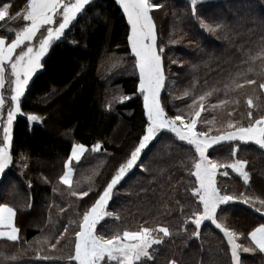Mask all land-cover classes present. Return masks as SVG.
Segmentation results:
<instances>
[{
	"label": "trees",
	"instance_id": "trees-1",
	"mask_svg": "<svg viewBox=\"0 0 264 264\" xmlns=\"http://www.w3.org/2000/svg\"><path fill=\"white\" fill-rule=\"evenodd\" d=\"M3 2L12 5L10 12L15 15L23 10L27 0ZM153 2L163 5L151 15L156 26L157 47L164 48V73L171 78L172 85L176 83L179 87L175 102L167 90L161 92L168 116L191 117L193 100L213 89L217 91L208 98L207 110L201 114L203 119L218 115L222 109L230 111L236 119L239 113L247 117L248 96L254 100L260 96L257 101L260 109H253V113L255 117L263 115L264 90L259 89V83H264V77L248 72L246 61L249 55L264 47V0H203L196 5L195 14L192 4L185 0ZM173 10L177 16L174 26ZM234 16L242 21L234 20ZM201 21L216 30L202 27ZM24 23L22 18L16 22L0 21V36L10 43L15 30ZM129 33L127 17L116 0H91L63 39L50 48L42 60L43 68L30 81L22 97V113L46 119L30 125L26 115H18L13 123L10 146L13 163L0 174V205L7 204L16 211L14 222L19 229V240L0 239V264H68L66 257L74 252V232L79 230L83 212L138 145L147 117L138 91L139 78L135 68L128 65L133 59L127 39ZM121 62H125L122 66L126 72L119 70ZM255 63L259 65L260 61ZM238 73L255 79L257 84L234 92L229 90L226 94L225 85L233 79L243 83V76ZM183 82L184 86L180 87ZM111 87L118 88L120 96L128 99L110 104ZM2 91L6 98L3 115H6L11 104L10 82ZM186 91L188 96L184 95ZM237 99L239 103H233ZM221 100L229 103L215 109L208 107ZM176 104L177 112L174 111ZM98 141L102 144L100 152L86 153L80 163L71 162L73 187L82 191L94 189L78 200L69 195L68 186L59 183V177L73 144L82 143L90 150ZM234 149H238L235 156ZM209 158L223 165L235 159L247 161L245 169L250 176L247 185L231 169L227 168V177L220 174L225 171L218 172L217 186L221 194L239 197L243 193L264 200V149L253 142L236 141L234 146L223 143L215 146ZM195 159L197 154L192 146L165 131L146 148L136 168L115 188L107 211L119 219L105 218L97 234L111 236L117 231L138 230L140 226L167 227L171 236L159 234L163 242L153 246V259L146 264H171L172 261L175 264H232L222 231L206 221L199 236H193L195 225L191 220L184 224L193 212L202 209H198V197L192 195L197 187L191 174ZM89 165L94 170L93 179L85 183L82 170ZM95 172L99 175L94 176ZM259 207L258 200L255 204H245L237 199L221 206L217 213V220L236 233L242 264H264V253L258 249L242 251L243 247L255 248L249 233L256 226L264 225V209L257 212ZM70 220L76 223L69 226V232L54 250L48 244L37 243L45 236L50 237V243H56V237L64 232Z\"/></svg>",
	"mask_w": 264,
	"mask_h": 264
},
{
	"label": "snow or ice",
	"instance_id": "snow-or-ice-1",
	"mask_svg": "<svg viewBox=\"0 0 264 264\" xmlns=\"http://www.w3.org/2000/svg\"><path fill=\"white\" fill-rule=\"evenodd\" d=\"M121 6L127 23L130 25V33L127 37L131 47V52L135 56V67L139 71L138 91L143 96L144 110L147 117V124L144 134L141 136L138 145L131 151L130 156L119 164L115 173L111 176L103 191L95 199L94 203L87 208L79 220L78 231L74 232V252H70L66 257L68 264H146L147 260L153 259L152 250L154 245H160L163 242L159 234L163 237L171 236L167 227H146L140 226L138 230H124L122 233L117 231L111 236L97 234L98 226L108 217H119L112 212L107 211L109 201L114 194L115 188L126 178L130 171L138 165L142 152L155 142L165 132H170L181 141L194 147L198 159L193 162L194 171L191 173L196 178L198 187L192 190V195L198 197V209L202 211L193 212L192 217L185 219L187 225L189 220L195 225L193 236H199L204 222L210 221L216 229L223 232L228 244L231 246V257L234 264H242L238 250L241 246L236 243V233L225 227L217 221L218 210L221 206H227L237 199L245 204H255L258 200L260 207L257 212L264 209V200L252 198L241 193L239 197L227 194H221V189L217 186V175L220 168L231 169L234 173L243 178L247 185L250 182V176L245 171L247 161L235 159L232 163L222 165L217 161L208 158L215 146L226 142L241 141L255 142L261 149H264V115L254 116L253 109H260V96L254 100L252 96L246 99L247 104V126L229 120L226 129L218 130L220 134L209 135L212 128L209 127L208 133L196 131L198 118L202 112L206 111V102L216 89L205 92L192 102L194 112L189 120H185L181 115L169 117L165 111V106L161 101V90L166 87V76L163 69L162 54L163 47H157L156 26L151 13L154 9H160L163 5L154 3L153 0H116ZM200 0H191L193 14H195L196 5ZM0 21L16 22L22 18L25 22L23 27L15 30V36L11 42H7L4 36H0V127L3 128V140L0 141V173H3L13 163V157L10 153V146L13 142L12 131L13 123L18 115H26V119L31 125L34 122H42L44 117L35 114L22 113V97L26 94L30 81L38 70L43 68L42 60L46 57L50 48L56 42H60L70 28L90 6L91 0H27V3L21 12L12 15L10 8L12 5L0 0ZM202 27L209 31H215L216 28H210L203 24ZM217 28L221 25H217ZM12 32L13 29H8ZM260 61L259 65L255 62ZM248 72H255L264 77V47H261L255 55H249ZM243 76V83L236 82L235 79L230 84L225 85L226 94L230 91H236L246 86H255L257 81ZM11 85V104L7 110L6 120L3 118V109L6 105V98L3 95L5 84ZM259 89L264 90V83H259ZM255 90V89H254ZM185 96L189 93L186 91ZM264 95V91H262ZM126 100L128 97H121ZM229 101L221 100L218 104L208 105L213 109L228 104ZM238 104L239 100L233 101ZM198 107H195L196 105ZM232 114L229 113V116ZM208 124L213 121L206 122ZM102 150L101 142H96L90 151L98 153ZM89 149L82 143L73 144L68 162L64 164V172L59 177V183L68 186L69 195L78 200L89 195L94 191L89 188L88 191L77 190L73 187L74 169L72 161L80 163ZM238 149H234L232 155L235 156ZM227 177L225 171L220 173ZM94 176L99 173L95 172ZM89 181L93 178L89 177ZM56 191V189H54ZM178 203V202H177ZM64 212V209H60ZM16 211L7 204L0 205V238H6L7 241L17 242L19 240V229L15 226L14 218ZM76 223L69 221V225L64 226V232L56 237V243H50V237L38 239L39 244H48L50 249L54 250L61 238L69 232V226ZM252 247H243L245 253L254 252L257 249L264 253V225L255 228L249 233ZM39 255V253H38ZM49 259V257H43ZM6 259H9L6 257ZM15 260V257L11 258ZM171 264H175L172 261Z\"/></svg>",
	"mask_w": 264,
	"mask_h": 264
},
{
	"label": "rangeland",
	"instance_id": "rangeland-1",
	"mask_svg": "<svg viewBox=\"0 0 264 264\" xmlns=\"http://www.w3.org/2000/svg\"><path fill=\"white\" fill-rule=\"evenodd\" d=\"M185 1H187V2H189V3H191V0H185ZM200 1H203V0H200ZM246 13V11H243V14H245ZM176 11L175 10H173V12H172V18H171V23L173 24V26L175 25L174 23H175V20H176ZM234 20H239V22L240 21H242V20H240V18L239 17H236V16H234V18H233ZM255 22V21H254ZM130 31H131V29H130ZM129 48H130V50H131V47H130V45H129ZM133 55V54H132ZM125 62H121L119 65H118V67H119V70L120 71H122V72H126L127 71V69L124 67V66H122L123 64H124ZM129 65V67L130 68H135V70H136V75L138 76V78H139V71H138V69L135 67V56L133 55V59H132V61L128 64ZM166 76V75H165ZM172 80H171V78L170 77H166V87L165 88H163L162 90H161V92L163 91V90H167L169 93H170V97H171V100H172V102H175L174 101V95H176L177 97H179L178 95H179V93H178V90H179V87L176 85V83H173V85H172V82H171ZM179 84V83H178ZM179 86L180 87H183L184 86V82L182 83V85L181 84H179ZM171 91L173 92V94L171 93ZM139 94H140V92H139ZM141 95V94H140ZM122 96H120V91H119V89L118 88H116V87H111V101H110V104L111 103H113V102H119V101H122L120 98H121ZM141 97L143 98V96L141 95ZM144 101V100H143ZM110 104H109V106H110ZM108 106V107H109ZM174 111L175 112H177L178 111V109H179V106L176 104V106H174ZM229 113H231L230 111H228V110H226V109H222V110H220V112H219V114L218 115H214V116H212V117H210V118H208V119H203V117H200V118H198V123H197V126H196V131H198V132H205V133H208V131H209V127H211L212 128V132L211 133H209V135H218V134H220V132L218 131V130H224V129H226V125H227V122L231 119V120H233V121H236V122H238V123H240L242 126H247V123H248V117H244L245 115L244 114H242V113H239L238 114V118L236 119V116H233V115H231V116H229ZM6 115H3L4 116V119H6L7 118V112L5 113ZM232 114V113H231ZM178 115V114H177ZM264 115V114H263ZM173 116H176V115H173ZM173 116H169V117H173ZM183 117V116H182ZM184 118V117H183ZM186 121L187 120H189L190 119V117H186V118H184ZM214 120V123H212V124H208V123H206V122H208V121H213ZM240 120H243V122H241ZM236 141H232V142H226V143H230V144H232L233 146H234V143H235ZM237 142H239V141H237ZM249 142H252V141H249ZM253 143H255V142H253ZM87 148V147H86ZM193 149H194V147H192ZM146 150V149H145ZM144 150V151H145ZM195 150V149H194ZM90 151V150H89ZM144 151L142 152V154L144 153ZM87 153V155L89 154V155H91V151L90 152H86ZM166 158L168 159L169 157L168 156H166ZM208 158H209V156H208ZM197 159H198V155H197ZM210 159V158H209ZM68 160V159H67ZM66 160V161H67ZM76 162V161H75ZM233 162V161H232ZM232 162H230V163H232ZM66 163V162H65ZM139 163V162H138ZM227 164H229V163H227ZM223 165V164H222ZM225 165V164H224ZM72 166H73V164H72ZM136 167H134L133 169H135ZM133 169L130 171V172H132L133 171ZM227 170V168H220L219 170H218V172H220V171H226ZM194 171V168H193V170H192V172ZM245 171H247L246 169H245ZM92 172H94V170H92V165H89V166H87L84 170H82V175H83V179L84 180H86L85 181V183L86 182H88L89 181V177H92L91 175H92ZM221 173H223V172H221ZM1 174V173H0ZM235 174H237V173H235ZM218 175H219V173H218ZM217 175V176H218ZM238 176H239V174H237ZM194 176V175H193ZM263 176H264V174H263ZM240 177V176H239ZM242 180H243V178L242 177H240ZM194 179H195V181H196V178H195V176H194ZM197 184V183H196ZM197 187H198V184H197ZM201 211H202V209H201ZM218 221V220H217ZM219 223H221L220 221H218ZM135 231V230H134ZM227 240V239H226ZM228 243V242H227ZM229 245V244H228ZM229 249H230V252H231V246L229 245ZM102 264H103V262H102ZM232 264H234V262L232 261Z\"/></svg>",
	"mask_w": 264,
	"mask_h": 264
},
{
	"label": "crops",
	"instance_id": "crops-1",
	"mask_svg": "<svg viewBox=\"0 0 264 264\" xmlns=\"http://www.w3.org/2000/svg\"><path fill=\"white\" fill-rule=\"evenodd\" d=\"M6 120V119H5ZM0 131L1 132H3V128L2 127H0ZM72 150V149H71ZM70 154H71V152H70ZM66 162H68V160L66 161ZM65 170V169H64ZM15 223V222H14ZM259 226H261V225H258V226H256L255 228H257V227H259ZM254 228V229H255ZM254 229H252L250 232H252ZM249 238H250V236H249ZM0 239H6V238H0ZM250 240H251V238H250Z\"/></svg>",
	"mask_w": 264,
	"mask_h": 264
}]
</instances>
